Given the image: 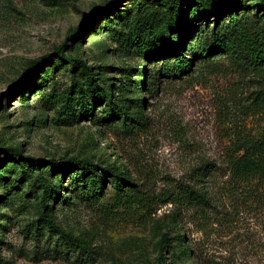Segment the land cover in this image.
Masks as SVG:
<instances>
[{
	"label": "rangeland",
	"instance_id": "1",
	"mask_svg": "<svg viewBox=\"0 0 264 264\" xmlns=\"http://www.w3.org/2000/svg\"><path fill=\"white\" fill-rule=\"evenodd\" d=\"M110 1L0 0V264H264V187L231 192L227 167L237 132L264 129V114L251 105L264 78L224 61L218 72L196 69L162 79L161 64L147 58L162 0H121L67 43L74 72L49 58L12 94L32 62ZM244 7L248 19L264 9L260 0H246ZM195 13L188 8V25L197 21ZM83 68L107 98L124 102L140 121L98 122L106 102L87 116L77 95L67 119L63 92L79 81L88 94ZM86 101L92 103L89 95ZM17 150L44 163L86 161L99 175L115 170L130 178L133 186L123 189L138 198L120 203L106 177L102 194L87 199L82 186L70 185L71 173L61 180L51 175V184L60 181L62 188L46 211L38 173L10 159ZM184 186L208 197L204 210L165 198Z\"/></svg>",
	"mask_w": 264,
	"mask_h": 264
},
{
	"label": "trees",
	"instance_id": "2",
	"mask_svg": "<svg viewBox=\"0 0 264 264\" xmlns=\"http://www.w3.org/2000/svg\"><path fill=\"white\" fill-rule=\"evenodd\" d=\"M162 1L165 9L162 11L161 23L147 53L149 60L161 64L158 74L162 79H180L196 69L218 72L222 69L224 61L229 67L264 78V9L260 15L254 16V19H248L244 7L246 0ZM120 2L121 0H111L106 7L86 16L51 54L30 64L25 79L18 81L12 87V94L20 93L33 78L40 64L49 58L53 57L60 64L69 65L71 72H74L75 65L64 54V50L68 47L67 43L82 36L99 18L108 16ZM260 3L264 8V0H260ZM191 6L196 11L194 19L197 21L193 25H188L185 15ZM82 76L85 77L88 94L83 93L82 84L79 81L74 82L72 87L63 92L61 99L67 106L64 113L67 119L71 115L69 100L71 96L77 95V106L81 107L87 116L92 115L94 104L106 102L107 105L101 111L98 122L106 125L120 122L129 126L140 121L139 117L130 115L129 107L124 102L117 104L107 98L105 89L99 88L89 68H83ZM86 95H89L91 104L86 101ZM251 105L255 111L258 110L264 114V90ZM10 159L21 164L22 169H25L26 164L38 173L35 185L46 211L50 210L51 203L59 199L62 188L60 181L59 185L51 184V175L61 180L66 173H71L70 185L82 186L81 192L87 199L97 198L102 194L105 181L103 178L106 177L112 179L111 184L116 190V198H119L120 203H123L126 197L132 202L137 197L134 190L131 195H128L127 190L123 189H130L133 186L129 177L109 169L102 171L99 175L94 166L86 161L44 163L34 158H22L18 150L10 154ZM227 167L231 192L236 193L238 189L249 188L258 192L264 187V129L256 134L251 130L237 132L230 143ZM205 173L200 175L203 176ZM165 198L174 205L185 204L198 210H204L209 203L207 196L189 186L168 191ZM138 203L144 206L147 201L139 197ZM48 221L52 227L51 220ZM162 242L163 237L160 241L161 246Z\"/></svg>",
	"mask_w": 264,
	"mask_h": 264
}]
</instances>
